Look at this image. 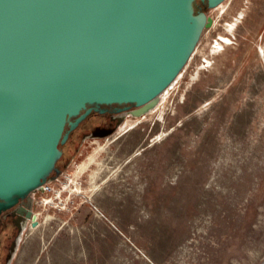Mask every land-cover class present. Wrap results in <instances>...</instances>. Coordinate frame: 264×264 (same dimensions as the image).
<instances>
[{
  "label": "rangeland",
  "instance_id": "1",
  "mask_svg": "<svg viewBox=\"0 0 264 264\" xmlns=\"http://www.w3.org/2000/svg\"><path fill=\"white\" fill-rule=\"evenodd\" d=\"M206 11L153 111L104 138L82 122L12 264H264V0Z\"/></svg>",
  "mask_w": 264,
  "mask_h": 264
},
{
  "label": "water",
  "instance_id": "2",
  "mask_svg": "<svg viewBox=\"0 0 264 264\" xmlns=\"http://www.w3.org/2000/svg\"><path fill=\"white\" fill-rule=\"evenodd\" d=\"M196 1L227 0H0V214L61 175L62 148L93 110L157 107L213 25Z\"/></svg>",
  "mask_w": 264,
  "mask_h": 264
},
{
  "label": "flooded vegetation",
  "instance_id": "3",
  "mask_svg": "<svg viewBox=\"0 0 264 264\" xmlns=\"http://www.w3.org/2000/svg\"><path fill=\"white\" fill-rule=\"evenodd\" d=\"M125 107L126 106L114 105L104 106L99 110H93L84 121H94V123L92 126L88 127V129H84L85 131L82 133V140H85V137L86 139L89 138L88 135L96 128L117 130L129 117H131L128 115V111H119V109H124ZM102 109H104V112H102ZM81 127L82 123L75 131L71 132L67 143L71 140V137L74 136L76 131L81 129ZM64 146L62 148L63 155L58 162V167L64 157ZM69 160L70 159L65 161L63 165H67ZM60 170L63 172L61 168ZM34 203V197L32 194L26 199L20 201L13 208L0 214V264H8L9 260L10 264L13 263L22 236L30 227H32L31 223L34 214ZM31 213L32 216H30Z\"/></svg>",
  "mask_w": 264,
  "mask_h": 264
},
{
  "label": "built area",
  "instance_id": "4",
  "mask_svg": "<svg viewBox=\"0 0 264 264\" xmlns=\"http://www.w3.org/2000/svg\"><path fill=\"white\" fill-rule=\"evenodd\" d=\"M63 179L64 180H71L70 176L67 175L66 172H62L61 175L56 180H54L53 182L45 183L37 191H41L42 193H45V194L52 193L55 190L54 189V184L55 183H61Z\"/></svg>",
  "mask_w": 264,
  "mask_h": 264
},
{
  "label": "trees",
  "instance_id": "5",
  "mask_svg": "<svg viewBox=\"0 0 264 264\" xmlns=\"http://www.w3.org/2000/svg\"><path fill=\"white\" fill-rule=\"evenodd\" d=\"M195 7H196V11H199V10H207V4L206 3H202L201 1H196L195 2Z\"/></svg>",
  "mask_w": 264,
  "mask_h": 264
},
{
  "label": "bare ground",
  "instance_id": "6",
  "mask_svg": "<svg viewBox=\"0 0 264 264\" xmlns=\"http://www.w3.org/2000/svg\"><path fill=\"white\" fill-rule=\"evenodd\" d=\"M174 84H175V83H174ZM174 84H173V85H174ZM168 90H169V89H168ZM165 93H167V91H166ZM165 93H164V94H165ZM161 97H162V96H161ZM36 228H37V227H36Z\"/></svg>",
  "mask_w": 264,
  "mask_h": 264
}]
</instances>
